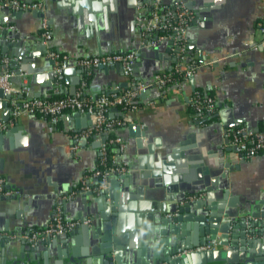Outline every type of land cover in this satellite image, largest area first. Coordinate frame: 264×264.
<instances>
[{
	"label": "crops",
	"instance_id": "1",
	"mask_svg": "<svg viewBox=\"0 0 264 264\" xmlns=\"http://www.w3.org/2000/svg\"><path fill=\"white\" fill-rule=\"evenodd\" d=\"M4 1L0 0V12L6 17L0 23V62L6 61V68L13 71L14 86L26 82L31 96L56 98L71 94L85 80V95L91 100L134 83L147 88L137 96L129 121L110 133L125 141L120 159L127 171L108 177L106 217L100 215L97 201L102 190L99 178L91 171L98 165L100 139L107 135L92 136L70 153L76 133L90 122L85 111L66 110L55 122L22 114L12 126L0 130V180L13 190L1 195L5 201L0 204V239L4 240L0 264H67L65 256L73 251L72 264H101L106 235L118 241L122 254L139 258L160 254L188 237L195 223L194 212L181 223L164 221L168 213L159 208L170 203L167 190L178 189L186 200L193 193L215 200L225 185L226 160L238 165L227 175L235 183L229 186L228 197L236 198V207L264 200V151L240 159L227 135L236 127L264 128V43L258 29L264 20V0H180L191 13L186 50L193 69L180 83L163 89L153 84L155 76L172 71L179 58L171 40L153 46L143 42L137 15L148 12L153 0H41L43 11L4 6ZM162 1L167 6L173 0ZM42 17L51 31L49 49L71 58L63 63L58 82L55 60L41 41ZM125 51L136 54L129 77L116 63L87 70L73 62L75 57ZM190 66L184 61L182 69ZM195 90L214 97V113L195 115L189 104ZM9 98L0 99V121L11 119ZM112 108L109 118L122 115L119 107ZM167 149L174 156L166 159ZM82 177L90 184L91 195L80 191ZM58 199L65 200L64 207L56 203ZM57 209L65 219L89 218L90 222L64 233L66 237L62 234L65 238L58 244L52 243L56 236L24 239L21 251L22 235L46 225ZM143 216L148 218L146 224ZM177 224L179 228L173 229ZM59 251L62 258L53 255Z\"/></svg>",
	"mask_w": 264,
	"mask_h": 264
},
{
	"label": "built area",
	"instance_id": "2",
	"mask_svg": "<svg viewBox=\"0 0 264 264\" xmlns=\"http://www.w3.org/2000/svg\"><path fill=\"white\" fill-rule=\"evenodd\" d=\"M4 6L12 8H21L29 10L43 11V3L41 0L32 2H20L18 0H6L2 3ZM137 22L141 25L143 33V42L146 45L153 46L159 41L171 40L173 48L177 51L178 62L175 68L169 72H162L155 76L153 84L159 89H163L171 84H178L180 80L177 74L182 73V78L189 75L193 69V59L187 53L186 46V29L191 19V13L180 0H173L170 5L161 4L160 0H153L151 8L148 12H139ZM41 41L47 45V55L55 60V77L57 82L62 78V73L66 61L71 59L68 55L49 49L48 42L51 37L46 18H41ZM258 29L262 34L264 43V20L258 23ZM136 54L134 51L110 52L106 54H96L83 57L73 58L76 65L86 68L87 70L103 65L117 63L122 73L129 77L133 70ZM189 61L191 66L182 69V64ZM13 71L6 68V61L0 62V88L5 94L10 95L11 119L8 121H0V130L7 129L12 126L17 118L22 114L42 115L49 121L55 122L66 110H83L90 116L91 124L79 131L75 135V144L70 148V153H75L79 147V143L85 142L92 136L100 137L102 134L107 136L99 144L100 157L98 165L91 174L99 178L98 188L104 189L108 186V177L112 173H125L127 167L121 161V154L126 146L125 141L119 135H111L112 131L123 126L129 121V112L137 107V96L144 92L147 85L137 83L126 89L112 93H101L94 100L85 95V80L81 81L80 86L71 94H65L56 98H41L30 95L29 86L23 82L20 87L13 85L11 79ZM20 94V98L16 97ZM190 107L195 115L203 117L210 115L215 111L214 97L209 93H201L198 90L193 91L190 98ZM112 107H119L122 115L117 118H109L108 111ZM229 137V145L233 153L240 159H249L260 151H264V128L258 130L247 129L244 127H236L227 131ZM113 150L109 155L110 164L106 165L107 151ZM80 191H88L91 189L86 177H82L80 181ZM13 190L6 188L3 181L0 180V196L10 195ZM189 195L188 200H194L200 197ZM68 196H72V192ZM181 203V202H180ZM90 219L85 218L82 221L78 219H65L60 209H57L54 217L44 226L33 227L23 236V239L35 241L44 236L62 235L80 223H89ZM218 246L217 238L207 239L205 242L189 249H183L180 253L189 251H202L214 249Z\"/></svg>",
	"mask_w": 264,
	"mask_h": 264
},
{
	"label": "water",
	"instance_id": "3",
	"mask_svg": "<svg viewBox=\"0 0 264 264\" xmlns=\"http://www.w3.org/2000/svg\"><path fill=\"white\" fill-rule=\"evenodd\" d=\"M160 3L164 4L162 0H160ZM150 8L151 3L148 9ZM4 13L0 12V23L4 22L3 19L6 20ZM134 49L136 48L131 50ZM136 51L138 54V50ZM114 65L117 66L118 64ZM106 67L105 65H99L100 69ZM189 78L192 79V77ZM74 91L75 87L69 92L73 93ZM8 97L9 95L3 94V89L0 88V99H8ZM115 108L113 107L112 109ZM86 116L88 119L90 118L88 113H86ZM90 122L87 120L85 127L90 125ZM128 127L133 129L134 125L128 124ZM14 130V128L9 129V131ZM103 140L104 137L100 139V141ZM169 152H171V149L164 151L163 157L167 159L170 156H174L169 155ZM237 168L238 165L230 160L223 162V170L225 171H223L222 175L225 176L223 177V179L225 178V185L221 187V194L215 200H211L210 195L207 200L200 199L203 195L198 197V200H186V197H184L185 193H181L178 189L171 188L167 190L166 198L170 203L165 204V202L159 208L162 212L168 213L164 220L166 223H170V225L176 222L181 223L191 217V212L195 213L193 215L195 223L192 226V232L184 240L178 241L171 248L160 254H154L149 258H139L134 255L122 254L117 244L118 241L106 235L105 238L103 237V248L99 257L101 264H264V238L258 237L264 234V200H253V202L236 207L234 203L236 198L228 197L229 186H234L235 183L231 179L229 180L227 175ZM116 175L113 173L109 177ZM109 192V189L104 188L100 190L97 196V201L101 206L100 215L102 217H106L108 214L109 207H107L106 198ZM91 194V191H87L84 195ZM193 195L198 196L199 194L193 193ZM14 198L17 199L16 196ZM3 201H5L4 197L0 196V204ZM7 201H9L8 198ZM56 203L63 207L65 206L64 199H58ZM141 221L146 224L148 218L143 216ZM178 226V224L172 225L173 229H178ZM64 235L56 236L52 243L58 244L66 237ZM212 238H217L218 240V246L214 249L180 253L183 249L192 248ZM3 241L0 239L1 243ZM26 242L24 239L22 240L21 251L25 249L23 245ZM48 252L50 253L51 251ZM73 252H70L69 256H65L69 258L66 260L67 264H72V258L75 255ZM61 253L59 251L53 255L57 258H62ZM63 253L66 254L65 252ZM21 256L20 252V258ZM26 264H30V261H27Z\"/></svg>",
	"mask_w": 264,
	"mask_h": 264
},
{
	"label": "trees",
	"instance_id": "4",
	"mask_svg": "<svg viewBox=\"0 0 264 264\" xmlns=\"http://www.w3.org/2000/svg\"><path fill=\"white\" fill-rule=\"evenodd\" d=\"M182 75H183L182 73L177 74V76H178L179 79H182ZM111 153H113V150H112V149H109V150L107 151V159H106V161H105L106 165H109V164H110V158H109V155H110ZM93 188H95V187L93 186ZM94 190L97 191L96 188H95ZM95 191H94V192H95Z\"/></svg>",
	"mask_w": 264,
	"mask_h": 264
}]
</instances>
